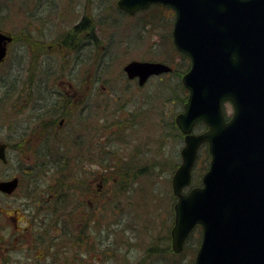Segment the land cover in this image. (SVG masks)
Returning <instances> with one entry per match:
<instances>
[{"label":"rangeland","instance_id":"1","mask_svg":"<svg viewBox=\"0 0 264 264\" xmlns=\"http://www.w3.org/2000/svg\"><path fill=\"white\" fill-rule=\"evenodd\" d=\"M50 2V0H41L39 2L37 0H27V5L26 0H0V13L4 20L0 21V25L6 32H12L22 39L23 37L31 39L30 30H36V25L42 24V28L40 25L38 26L47 32L50 42L55 39L45 51L49 61L52 60L53 62V69L56 68L57 71L52 77H62L67 85L72 84L73 88H78L79 84L85 79L84 74L75 75L78 68H75L71 61L69 47L64 45V43L63 48L59 47L64 37L61 35V30L66 26L73 25V19H76L79 15L77 9L73 8L74 14L71 18L68 15L51 16L41 20L29 18L28 13L31 9L36 10L38 14H53L56 5L52 3L50 8ZM111 2V0H95L97 12L91 16L90 13L88 15L86 14L87 17L96 20L101 27L113 25L108 32L109 36L107 38L110 47L106 56H109L99 63L101 67L98 71H95L99 67L98 64L97 67L91 65L86 66L87 77L90 74L92 75L90 76V90L98 89V91L93 92L92 98H90L87 117L88 121H91L90 124L94 123V125H92L91 129L90 125L88 128L94 138L92 145L97 149L106 150L109 158L110 154H114L113 157L115 160H122V163L118 162L119 166L124 164L127 158H132L134 161L136 160L139 168L146 166L149 168L146 175L139 178L134 185V189H141V192L136 197V192L131 191L126 193L129 197L133 193L132 199L134 201H136L135 198L137 199V209L135 208L134 210V222H132L128 214V205L131 202L130 197L126 199L128 205L126 204L124 206L126 212L123 213V210L120 208V212H117L115 215L112 212L106 214V221L103 224L105 226L108 221L115 223V219H122L124 227L128 228V231L120 236L118 235L114 242L117 244V242H120V239L123 242H129L132 249L130 251L131 253L126 256V263L139 264L143 263L142 260L145 257L149 258L150 256L157 255L156 253H152L150 256H147L146 250L151 244L155 241L160 242V237L164 235H168L170 238L175 221L174 205L177 201L176 196L173 194L171 181L175 174L174 172L183 163L181 149L185 144L183 133L178 125H176L175 117L183 111V104L187 102L189 95L188 90L181 84L182 89H185L186 92L183 91L180 93L181 97L177 98L176 101L167 98L169 94L176 92V90L174 92L175 87L177 89L179 87L177 90L178 94L181 89L178 82L181 81L183 75L178 78L179 74L176 71L170 77L164 76L160 79H152L146 87L140 89L136 82H129L127 80L123 73V68L132 59L148 60L152 58L160 61L164 60L166 63L174 66V69H179L180 71L184 69L188 70V67L183 65L181 55L176 49L175 51L173 50L169 41L170 31L172 32L170 22L173 23L169 11L165 12V9L162 7H150L148 11L140 12L138 15L133 16L122 12L116 6H111ZM40 3H42L43 7L38 11L37 8ZM58 35L60 37L56 38ZM24 40L25 43L30 44L29 39ZM16 49L12 48L9 61L0 71V141L11 145L8 152L11 162L9 165L0 164V181L17 176L21 180V185L14 196L7 197L0 194V236L3 237L0 243L2 247L0 264H5V260L7 259L11 264H50V262L39 263V259L43 256L40 255L39 257V253L36 252L38 249L36 247L37 245H35L37 243V236L35 233L33 234L32 229L25 231L27 237H23L24 243H22V239H18L17 248L11 251L4 250L6 244L14 237H17L14 233L15 225L19 226L20 230H22L23 227H26V220L31 215H37L40 208H46V211L40 212L38 218H43V214L46 212L47 214L49 213V208L53 206V203L46 206L45 200H48L50 193L45 189L48 184L55 185L56 182L52 178L53 174L51 171H43L41 164L46 163L54 167V163L49 160L53 159V157L50 155L47 159L46 155L53 153V151L57 152L58 149H64L62 148L63 146L54 143L53 137L49 144H46V142L40 143L39 129L37 130L39 124L37 120L38 113H36V97L41 93L38 91L41 88L37 87L36 80L47 77L50 70L51 72L53 70L49 69L46 64H42L39 68V75L37 76L36 71L31 69L32 65L34 66L32 51L30 54L22 55L19 60L16 57ZM101 54H103V49H101ZM36 56L38 54L33 57ZM96 75L101 78L98 86L95 82ZM102 86L106 89L103 90ZM53 87V83L47 85L49 89H53ZM65 89L72 91L67 86ZM108 102H110L109 105L112 108L110 110L105 109ZM32 105H36V109H32ZM224 109L225 116L231 118L233 116V106L227 105ZM113 111L115 114L114 119L126 117L127 120L119 123L121 125L119 126L120 133L116 136L117 140L114 139V143L111 146L106 141L98 143V140L105 139V137L103 135L100 136L98 132L94 131L93 126H96L97 122L104 125L106 121L111 122L113 118L110 115ZM104 115L106 118L104 120L100 119ZM34 117L36 119H33ZM50 117L46 116L43 120L45 121V119L49 118L47 119L48 122L51 119ZM74 117L69 120L70 124L77 122ZM76 118L78 119V117ZM124 122H126L125 125H122ZM173 123H175L176 128L173 127ZM206 126L204 124L202 128L197 129L195 125L196 129L194 133L198 134L201 131L207 132L209 127ZM65 129L67 130V128ZM98 134L100 137L97 136ZM18 139H23L18 141L19 149L14 147V143ZM36 147L39 150V152L37 150L38 153L34 152ZM139 147L141 148L140 153L136 151ZM207 149L210 156L209 160L211 159L208 144L201 145L195 169L199 162L200 152L202 151L204 156L206 154L204 150ZM97 156L99 157V154ZM57 157L55 156L54 158L56 159ZM104 157V155H101L100 158ZM75 161L77 162V160ZM54 162L57 163V160ZM91 165L95 171L100 168L94 162ZM176 166L177 168H175ZM203 166L204 163L201 161L198 169L196 171L195 169L193 170V178H196L198 175L201 178V182L206 173V168L204 170L201 169ZM107 176L111 178L110 175ZM106 178L103 179L102 176L101 181H106L107 185H109L107 198L110 196L114 184L111 179ZM83 179L89 180V178ZM75 180L77 179H71L73 184ZM93 180L94 182L91 185L93 186V193L97 195L95 190H98L99 194H103L104 185L100 189L98 187L100 181L97 180V177H94ZM195 182L196 179L191 181L193 184H196ZM193 184L189 188L190 190L193 188ZM144 188H147V190ZM39 192H41V195ZM150 192L156 196L153 200ZM40 200L43 202V205H41ZM59 203L60 201L57 204ZM171 209L173 210V215L170 213ZM100 210L99 208V213ZM14 211L16 213L15 216H13ZM145 227L148 229L147 232H145ZM195 230L186 245L187 247L190 244L194 245L196 243L195 239L198 240L199 233ZM41 234L45 233L41 232ZM51 243L52 241L49 240V244L54 245ZM68 243L70 242L67 240L64 245H68ZM39 246L43 249L49 247L46 242H43ZM54 246L57 247V245ZM73 247H76V245L73 244L71 250L67 251V254L62 255L72 259L76 252V249ZM118 250L120 249L118 248ZM186 255V253H184L183 257L182 255H177L178 261L190 262L191 260ZM184 258H186V261ZM170 259L172 257L167 260ZM144 264L163 263L148 262L147 259L144 261Z\"/></svg>","mask_w":264,"mask_h":264},{"label":"water","instance_id":"2","mask_svg":"<svg viewBox=\"0 0 264 264\" xmlns=\"http://www.w3.org/2000/svg\"><path fill=\"white\" fill-rule=\"evenodd\" d=\"M154 3L175 9L173 41L192 62L182 81L190 96L176 117L185 146L172 178L178 198L172 249L182 253L200 225L204 239L196 264H264V0H119L118 5L135 14ZM8 40L0 33V63ZM124 71L142 86L172 68L133 60ZM226 102L234 106L230 121ZM199 122L209 130L193 134ZM204 143L212 161L203 186L184 194ZM6 148L0 143L4 162ZM18 184L17 177L3 180L0 192L12 195Z\"/></svg>","mask_w":264,"mask_h":264},{"label":"trees","instance_id":"3","mask_svg":"<svg viewBox=\"0 0 264 264\" xmlns=\"http://www.w3.org/2000/svg\"><path fill=\"white\" fill-rule=\"evenodd\" d=\"M107 57H103L102 60H104ZM183 65L186 67H189L190 62L186 56H181ZM150 61L154 60L148 59ZM98 68L101 66L98 64ZM187 69H184L183 71H180L179 69H175V71L179 74L178 78H180L181 75H184ZM174 74V73H173ZM168 77V76H166ZM32 78V77H31ZM162 81V80H161ZM181 89L178 94L177 87L174 88V92L172 94H169L167 98H171L174 101H176L177 98L181 97L180 93L185 91V89H182V86L180 82H178ZM178 86V85H177ZM101 95V94H100ZM166 98V99H167ZM110 102H108V105H106V110H110L111 105H109ZM36 105H32V109L35 108ZM123 107V106H122ZM114 111L111 113L110 117H114ZM106 116L104 115L103 118L105 119ZM33 119H36L34 117ZM49 119V118H47ZM47 119H45L47 121ZM108 119V118H107ZM52 120V117L51 119ZM126 117H122L120 119H114L110 121H106L105 125L102 124L100 128L98 129V132H100V136H105V139L98 140V143L107 141L106 143H110V146L114 143V139H116V136L120 133L119 126H121L119 123L126 121ZM44 123V122H43ZM126 122H124L125 125ZM44 128L51 127L52 124L45 123ZM172 125V124H171ZM170 125V126H171ZM128 126V125H126ZM173 127H175V123H173ZM203 125L199 124L197 128H202ZM107 133L104 134L103 132ZM45 132V131H44ZM177 132V130H176ZM99 136V135H98ZM99 136V137H100ZM182 137V135H181ZM24 139V138H23ZM21 139V140H23ZM17 140L14 143V147L18 148V141ZM117 140V139H116ZM38 146V144L36 143ZM39 147V146H38ZM64 149H58L57 152L51 153L46 155L47 159L50 157H53V159H49L54 163V167L50 166L49 164L42 163L41 168H43V171H51L53 174L52 178L56 182L55 185L48 184L45 190L49 191L50 195L48 196V200L46 201V206L53 203V206L49 208V213L43 214V218H38L40 215V212L46 211V208H40L38 210V214L31 215L30 218L26 220V227H23L22 230H20L19 226H14V233L17 235L15 237L16 239H24L23 237H27V234H25V231L32 229L33 234L35 233L37 238L36 241L38 249L36 250L37 253L42 255L43 257L39 259V263H48L50 264H127L126 263V256L131 253V245L129 242H123L121 239L120 242H114L117 238V236L124 234V232H127L128 228L124 227V223L122 222V219H115V223L107 222L104 226V222L106 221V214H109L110 212L115 215L117 212H120L119 209L121 208L123 210V213L126 212L124 206L127 204V200L131 197L130 205H128V214L132 222H134V210L137 209V199L136 201L132 199V195L127 196V192H136L135 197L138 195L139 192H141V189H134V185L138 181L139 178H141L143 175H146V172L149 171V168L143 167L139 168L136 164V160L134 161L132 158H127V163L124 162V164H121L119 166V163H122V160H115L113 155L107 154V151L104 149H100L99 158L101 155H104L106 157L105 160L100 161L103 167L106 169H109V173H106V179H111L113 181V188L111 190V194L109 197L106 198L108 192H109V185H107V182L103 181L104 185V191L103 194H99L98 190H95L97 195L93 193V186L89 183L90 179H83V177L75 178L73 166H71L72 163H67L65 160L63 162H54L57 160L54 157L62 154L64 157H68L71 155L69 146L67 147L65 151V145L62 147ZM140 147L136 149L137 152L140 153ZM37 147L34 149V152H37ZM206 154L203 156L202 151L200 152L199 156V162L195 169V171L198 169V166L201 164V161H203L204 166L201 167L202 170H207V166L209 165V152L208 149L204 150ZM39 152V150H38ZM37 152V153H38ZM97 152V151H95ZM95 154V155H98ZM72 156V155H71ZM98 157V156H97ZM104 157V158H105ZM205 157V158H203ZM11 161V158H10ZM93 161H96V159H93ZM104 161V162H103ZM111 162V163H110ZM99 163V162H98ZM136 164V165H134ZM124 165V166H122ZM177 168V166L175 167ZM173 168V169H175ZM34 170V169H33ZM174 171V170H173ZM196 173V172H195ZM107 175H110L111 178ZM62 178V180H61ZM71 179H77L74 181H71ZM196 179V184H193V187L200 186L201 185V178L197 177L193 178V181ZM142 188V186H141ZM148 188V187H147ZM147 188H144L147 190ZM143 189V190H144ZM142 190V191H143ZM151 191V189H149ZM100 192V193H102ZM41 195V192H39ZM150 196H152V200L156 197L150 192ZM56 198V199H55ZM175 198V197H173ZM105 200L104 202H102ZM60 201L59 204H57ZM41 205H43V202L40 200ZM38 206H40L38 204ZM99 208L100 213H99ZM112 210V211H110ZM173 215V210L171 209L170 212ZM15 211L13 216H15ZM99 214L100 217H99ZM102 226V229H101ZM104 226V227H103ZM115 227V229H113ZM130 228V226H129ZM145 232H147V227L144 228ZM138 230V229H137ZM198 234V240H196V243L188 245V247H185V251L183 252L182 257L184 253H186L187 257L191 260L190 262H183L178 261L177 254L174 253V251L171 249V242L168 235L161 236V241H155L153 244L149 246L147 251V256H150L152 253H156L157 255L150 256L149 258L145 257L142 262L139 264H144V261L148 259V262L153 263H163V264H194V255L198 251V246L201 242V227H197ZM195 230V231H196ZM140 231V230H139ZM138 231V232H139ZM41 232H44L45 234H41ZM51 234V235H50ZM48 236V237H47ZM50 236V239H49ZM158 239V240H160ZM3 240V237L0 236V243ZM49 240L52 241L51 244L57 245H50ZM69 241L68 245H64L66 241ZM71 241H74L71 243ZM190 241V239H189ZM25 241L23 240L22 243ZM43 242H46L49 247L46 249H43L41 246ZM42 243V244H41ZM73 244L76 245V247H73L76 249L75 255L73 258L64 257L62 254H67L69 250H71V247ZM128 244V245H125ZM166 244L165 246H163ZM162 245V246H160ZM60 246V247H59ZM17 248V247H16ZM104 248V249H103ZM118 248L120 250H118ZM2 250V247L0 245V252ZM9 256V255H8ZM172 257V259H169ZM186 257V258H187ZM88 258V259H86ZM186 258L185 261H186ZM120 260V261H119ZM183 262V263H182ZM5 264H11L9 263V260H5ZM19 264V263H18ZM32 264V263H30ZM38 264V263H35Z\"/></svg>","mask_w":264,"mask_h":264},{"label":"flooded vegetation","instance_id":"4","mask_svg":"<svg viewBox=\"0 0 264 264\" xmlns=\"http://www.w3.org/2000/svg\"><path fill=\"white\" fill-rule=\"evenodd\" d=\"M37 1L39 2L41 0ZM50 1V8L52 3L56 5V9L53 11V14H38L36 10L31 9L28 13L29 18L41 20L51 16L62 15H68L71 18V16L74 14L73 8L77 9L79 15L76 19H73V25L66 26L61 30V35L64 37L62 42L59 41L61 43L59 44V47L63 48L64 45L69 47V50L71 51V61L74 67L78 68V70L75 72V75L84 74L85 79H83V82L79 84L78 88H73L72 84L67 85L66 81L64 82L62 77H52L57 71L56 68L53 69V62L52 60L49 61L45 51L47 48H49V44H52L55 39L50 42L47 32L43 29H40L38 26L40 25L42 28V24L36 25V30H30L31 39L25 37L22 39L21 37L16 36L14 33L9 31L6 32L4 29L0 28V32L12 37L11 41L8 42L7 45V55L0 64V71L9 61L12 48H17L16 57L19 58V60L22 55L30 54L32 51L34 66L32 65L31 69L36 71L37 76L39 75V68L42 66V64H46L49 69L53 70L52 72L50 70V73L47 77L36 80L37 87L41 88V93H39V95L36 97V113H38L37 120L39 124L37 130L39 129L40 143L46 142V144H49L53 137L54 143H58L59 146L65 145V150L69 146L72 156L70 155L68 157H64L65 155L62 156L59 154L60 156L58 155L59 157L57 158V161L62 163L63 160H65L67 163H72L71 166H73V170L76 173V175L74 173L73 176L75 178H89V183L92 185L94 182V177H106L105 175L107 173V169H102L101 173L100 171L93 170L91 165L95 156V148L92 145L93 138L92 132H90L91 124L90 121L88 122L87 113L90 107V98H92L93 92L98 91V89L90 90L89 83L91 81L90 76L92 75L90 74L87 77L86 66L91 65L97 67V64L102 61L103 57L109 56H106V53L110 47V44L107 42V38L109 36L108 32L113 27V25L101 27L96 22V20L87 17L88 13H90L91 16L93 13L95 14L97 12L95 0ZM42 7L43 5L40 3L37 10L40 11ZM169 13L171 18L174 19V13L171 11H169ZM0 21H3L2 15ZM170 23L172 24V22ZM59 37L60 35H58L56 38ZM24 39H29L30 44L25 43ZM174 48L175 46L173 45V50ZM101 49H103V54H101ZM37 54L38 56L33 57ZM37 66L39 67L37 68ZM99 69L100 68H97L95 71H98ZM100 79L101 78L98 75L95 76V82L97 86ZM51 83L54 85L53 89L47 88V85H51ZM66 86L69 87V89H72V91H67L65 89ZM94 87L96 86L94 85ZM102 88L103 90L106 89L104 86H102ZM46 116H51L52 120L48 122L46 120L44 121L43 118ZM73 116H75L74 119H76L77 122L70 124L69 120H71ZM76 117H78V119ZM45 123H48V125L52 124V126L44 128L47 126ZM89 125L90 129L88 128ZM65 128H67V130ZM44 131L47 133L45 134ZM70 138L72 139L73 143H69ZM73 149H75V151H73ZM75 160H77V162ZM103 184L104 183L102 180L100 181L98 187L102 189Z\"/></svg>","mask_w":264,"mask_h":264},{"label":"bare ground","instance_id":"5","mask_svg":"<svg viewBox=\"0 0 264 264\" xmlns=\"http://www.w3.org/2000/svg\"><path fill=\"white\" fill-rule=\"evenodd\" d=\"M38 91H40L39 89H38ZM41 92V91H40ZM105 200H103L102 202H104ZM17 244H18V239H16L15 237L10 241V242H8L7 244H6V247L4 248V250L6 251V250H9V251H11V250H13V249H15L16 247H17Z\"/></svg>","mask_w":264,"mask_h":264}]
</instances>
